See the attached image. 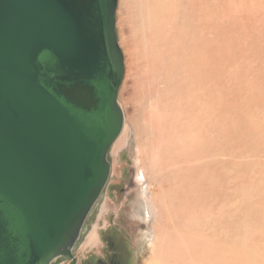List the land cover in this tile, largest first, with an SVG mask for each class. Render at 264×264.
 I'll return each mask as SVG.
<instances>
[{"label":"rangeland","instance_id":"374dc122","mask_svg":"<svg viewBox=\"0 0 264 264\" xmlns=\"http://www.w3.org/2000/svg\"><path fill=\"white\" fill-rule=\"evenodd\" d=\"M116 18L123 147L109 150V180L73 260L148 264L152 198L173 195L164 182H183L178 166L208 164L206 215L225 228L224 264H264V0H119ZM191 144L210 152L174 158ZM94 226L97 244L84 251Z\"/></svg>","mask_w":264,"mask_h":264},{"label":"water","instance_id":"95a60500","mask_svg":"<svg viewBox=\"0 0 264 264\" xmlns=\"http://www.w3.org/2000/svg\"><path fill=\"white\" fill-rule=\"evenodd\" d=\"M119 0H0V264L74 259L122 132Z\"/></svg>","mask_w":264,"mask_h":264},{"label":"bare ground","instance_id":"6f19581e","mask_svg":"<svg viewBox=\"0 0 264 264\" xmlns=\"http://www.w3.org/2000/svg\"><path fill=\"white\" fill-rule=\"evenodd\" d=\"M159 34L160 32L157 35L155 34L154 37L157 41L159 40ZM188 64L189 66L193 65L192 58H190ZM191 127V125L184 126L185 129ZM180 131L182 130L180 129ZM119 137L112 145L113 148L120 149L123 147V143L119 142ZM209 152L210 145L199 146L198 144H191L186 152L174 158H198L206 156ZM177 170L183 182L173 178L164 182V185L172 189L173 195L167 196V199L161 203L152 198V209L150 207L149 216H152L154 223L152 225L154 245L152 258L147 263L214 264L215 262V264H224L223 243L225 241V228L223 225L214 227L211 218L207 216L212 210L211 204L207 203L212 200L209 188L211 185V166L208 164H183L180 167L178 166ZM172 175L173 173H171ZM200 213H204L205 216H199ZM219 215L223 216V213L220 212ZM86 239L82 245L84 251L96 246L98 239L97 227L94 226L92 228Z\"/></svg>","mask_w":264,"mask_h":264},{"label":"flooded vegetation","instance_id":"af4514ba","mask_svg":"<svg viewBox=\"0 0 264 264\" xmlns=\"http://www.w3.org/2000/svg\"><path fill=\"white\" fill-rule=\"evenodd\" d=\"M63 260H68L70 262L69 264H78L73 259L63 258ZM95 264H122V262H120L119 258L111 257V258H107V259H98V260H96Z\"/></svg>","mask_w":264,"mask_h":264}]
</instances>
